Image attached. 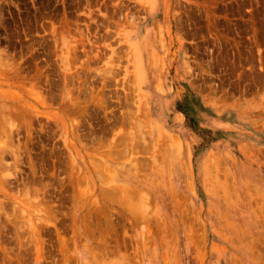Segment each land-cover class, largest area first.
<instances>
[{
	"label": "rangeland",
	"instance_id": "374dc122",
	"mask_svg": "<svg viewBox=\"0 0 264 264\" xmlns=\"http://www.w3.org/2000/svg\"><path fill=\"white\" fill-rule=\"evenodd\" d=\"M0 75V264H264V0H0Z\"/></svg>",
	"mask_w": 264,
	"mask_h": 264
},
{
	"label": "bare ground",
	"instance_id": "6f19581e",
	"mask_svg": "<svg viewBox=\"0 0 264 264\" xmlns=\"http://www.w3.org/2000/svg\"><path fill=\"white\" fill-rule=\"evenodd\" d=\"M1 76V75H0ZM7 76V75H6ZM21 85V84H20ZM30 93V92H29ZM8 94V93H7ZM14 94V93H13ZM15 95V94H14ZM13 98V97H12ZM8 107V106H7ZM15 110V109H14ZM2 114V113H1ZM15 114V113H14ZM1 120V119H0ZM4 132V131H3ZM2 148V147H1Z\"/></svg>",
	"mask_w": 264,
	"mask_h": 264
}]
</instances>
